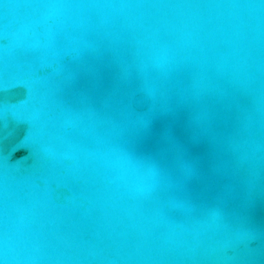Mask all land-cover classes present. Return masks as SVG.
I'll use <instances>...</instances> for the list:
<instances>
[{"label": "water", "instance_id": "95a60500", "mask_svg": "<svg viewBox=\"0 0 264 264\" xmlns=\"http://www.w3.org/2000/svg\"><path fill=\"white\" fill-rule=\"evenodd\" d=\"M5 257L264 264V0H0Z\"/></svg>", "mask_w": 264, "mask_h": 264}, {"label": "snow or ice", "instance_id": "6c2138e0", "mask_svg": "<svg viewBox=\"0 0 264 264\" xmlns=\"http://www.w3.org/2000/svg\"><path fill=\"white\" fill-rule=\"evenodd\" d=\"M6 7H7V5H6ZM3 264H8V260H7V258L5 257V259H4V262H3Z\"/></svg>", "mask_w": 264, "mask_h": 264}, {"label": "clouds", "instance_id": "9594fccd", "mask_svg": "<svg viewBox=\"0 0 264 264\" xmlns=\"http://www.w3.org/2000/svg\"><path fill=\"white\" fill-rule=\"evenodd\" d=\"M57 6H59V5H52V7H57Z\"/></svg>", "mask_w": 264, "mask_h": 264}]
</instances>
